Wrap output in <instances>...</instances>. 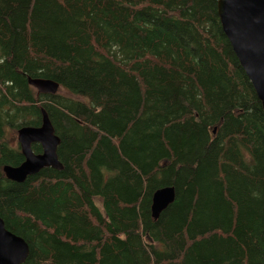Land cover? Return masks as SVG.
<instances>
[{"label":"trees","instance_id":"obj_1","mask_svg":"<svg viewBox=\"0 0 264 264\" xmlns=\"http://www.w3.org/2000/svg\"><path fill=\"white\" fill-rule=\"evenodd\" d=\"M43 109L63 167L13 181ZM0 216L23 264H264V108L218 0H0Z\"/></svg>","mask_w":264,"mask_h":264},{"label":"water","instance_id":"obj_2","mask_svg":"<svg viewBox=\"0 0 264 264\" xmlns=\"http://www.w3.org/2000/svg\"><path fill=\"white\" fill-rule=\"evenodd\" d=\"M218 14L264 108V0H218ZM30 83L44 93L56 94L60 88V84L53 79H30ZM17 134L25 159L18 166H4L7 178L24 182L46 167H63L57 152L60 137L55 133V127L45 109L40 126H23ZM34 143L42 145L41 153L35 152ZM175 197L174 186L158 189L152 199L153 216H159L174 202ZM29 254V243L9 230L0 216V264H23Z\"/></svg>","mask_w":264,"mask_h":264},{"label":"rangeland","instance_id":"obj_3","mask_svg":"<svg viewBox=\"0 0 264 264\" xmlns=\"http://www.w3.org/2000/svg\"><path fill=\"white\" fill-rule=\"evenodd\" d=\"M15 136H16V138H17V141H18V134H17V131H16V133H15ZM39 144V143H38ZM41 145V144H40ZM42 146V145H41ZM42 151H43V147H42Z\"/></svg>","mask_w":264,"mask_h":264}]
</instances>
